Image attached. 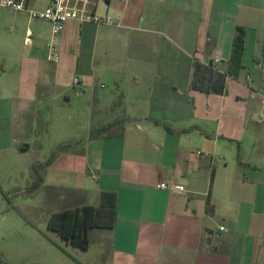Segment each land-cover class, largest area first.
Listing matches in <instances>:
<instances>
[{
  "label": "crops",
  "instance_id": "0c3cea01",
  "mask_svg": "<svg viewBox=\"0 0 264 264\" xmlns=\"http://www.w3.org/2000/svg\"><path fill=\"white\" fill-rule=\"evenodd\" d=\"M100 2L115 23L68 22L58 64L50 34L43 54L0 65V165L22 161L18 175L40 183L45 204L59 194L66 205L50 215L118 194L116 227L90 232L97 264H264V0H90L97 15ZM238 29L243 69L232 77ZM216 60L225 93L191 89L194 63ZM97 76L112 80L109 93ZM78 113L83 134L44 154L50 120Z\"/></svg>",
  "mask_w": 264,
  "mask_h": 264
},
{
  "label": "rangeland",
  "instance_id": "374dc122",
  "mask_svg": "<svg viewBox=\"0 0 264 264\" xmlns=\"http://www.w3.org/2000/svg\"><path fill=\"white\" fill-rule=\"evenodd\" d=\"M49 2L50 0H32L31 6L44 9ZM98 9L100 15L103 10L102 2L99 3ZM28 30L33 34V45L26 47L24 39ZM50 34L49 23L32 21L26 13L0 9V65L10 56L15 64H21L34 58L36 54H43L46 39ZM106 78L108 77H96V89L109 93L113 89V82ZM101 85H104V89ZM74 92L79 93L80 90L76 89ZM79 105L76 102L71 104L73 113H76ZM50 124V134L43 137L44 149L49 148L44 154L49 157L56 154V151L50 150V144L61 139L72 140L77 134H83L85 121L78 113L73 114L70 121L61 117L57 120L51 119ZM55 124L68 125V133L58 134ZM39 154V151L35 150L31 157L36 158ZM21 165L22 161L11 163L9 168L0 165V264H97V247L94 244L89 251H83L67 245L56 233L48 231L50 213L64 208L66 204L56 201L60 195L51 191L48 193L49 201L45 204V191H31L33 183L29 185L20 174L18 175L17 170L21 169ZM44 170L39 167V171ZM13 187L17 189L12 190ZM24 188L25 190L21 191ZM3 193L9 195L11 201L4 198Z\"/></svg>",
  "mask_w": 264,
  "mask_h": 264
},
{
  "label": "trees",
  "instance_id": "16d2710c",
  "mask_svg": "<svg viewBox=\"0 0 264 264\" xmlns=\"http://www.w3.org/2000/svg\"><path fill=\"white\" fill-rule=\"evenodd\" d=\"M245 52V31L238 29L233 41V50L230 58L228 75L237 77L243 69V56ZM227 76L217 72L213 63L203 65L199 61L194 63V75L191 89L204 93L224 94L226 91ZM106 126L93 131L92 137L108 130ZM39 182L31 186L35 190ZM118 194L103 192L98 206H79L65 209L50 215L47 228L56 233L67 245L83 251L90 248V232L93 229L113 230L116 227L118 216ZM207 211L214 213L210 196L207 201ZM65 253L66 250L62 249ZM69 254V253H67Z\"/></svg>",
  "mask_w": 264,
  "mask_h": 264
},
{
  "label": "built area",
  "instance_id": "2783aa9c",
  "mask_svg": "<svg viewBox=\"0 0 264 264\" xmlns=\"http://www.w3.org/2000/svg\"><path fill=\"white\" fill-rule=\"evenodd\" d=\"M31 0H0V9H8L12 12L26 13L32 21H44L51 26V39L48 45V60L51 63L60 62L58 39L65 30L66 24L75 21L80 24L90 23L96 25H112L115 22L110 16L101 17L95 14V4L90 9V0H51L44 9L30 7ZM33 34L27 31L24 45L29 47L33 44ZM219 60L214 62V65ZM79 79H75V85L79 84ZM200 154V152H199ZM159 188L178 191L175 187L161 184ZM222 231L224 228L221 229Z\"/></svg>",
  "mask_w": 264,
  "mask_h": 264
}]
</instances>
